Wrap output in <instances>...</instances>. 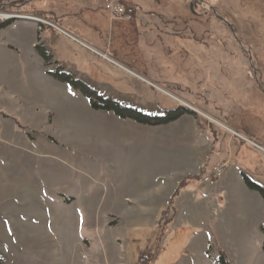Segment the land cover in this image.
<instances>
[{"label":"rangeland","instance_id":"rangeland-1","mask_svg":"<svg viewBox=\"0 0 264 264\" xmlns=\"http://www.w3.org/2000/svg\"><path fill=\"white\" fill-rule=\"evenodd\" d=\"M114 2L132 19L114 16ZM0 9L40 19L14 14L18 28L5 35L29 41L37 27L48 70L148 116L188 112L142 125L72 89L64 120L54 109L53 122L26 125L0 108V121L16 123L9 138L0 133V147L15 149L0 152V264H156L178 216L166 224L160 212L186 178L207 172L182 193L190 201L228 163L264 188V0H0Z\"/></svg>","mask_w":264,"mask_h":264},{"label":"crops","instance_id":"crops-1","mask_svg":"<svg viewBox=\"0 0 264 264\" xmlns=\"http://www.w3.org/2000/svg\"><path fill=\"white\" fill-rule=\"evenodd\" d=\"M30 19L24 18L22 21ZM30 22L38 24L39 21ZM15 31L0 29V108H12V113L26 125L35 121L53 122L54 109L59 110L64 120V102L71 98V86L47 74L48 68L36 50L41 44L37 27L34 29V38L29 41H8L6 35ZM7 85L13 86L12 92ZM9 98L11 106L6 104ZM8 111L5 114L9 116L11 113ZM8 119L5 117L0 121V133L5 138H9L6 133L15 132L16 128L15 120ZM28 133L23 130L20 134L16 133L27 147L32 146L27 140ZM25 149L19 151H29ZM4 151L15 149L0 147V152ZM224 152L211 151V154L219 157ZM228 165L227 174L224 172L217 182L205 185L198 199L193 197L190 201L189 194H182L175 203L178 216L171 235L164 240L156 264H214L217 253L208 255L212 243L226 254L230 264H264V199L246 186L242 177L245 173L240 168L242 164H239L240 167ZM211 197L214 205L210 203ZM185 213L190 215L193 224L182 228L183 223H175L179 215L185 216Z\"/></svg>","mask_w":264,"mask_h":264},{"label":"trees","instance_id":"trees-1","mask_svg":"<svg viewBox=\"0 0 264 264\" xmlns=\"http://www.w3.org/2000/svg\"><path fill=\"white\" fill-rule=\"evenodd\" d=\"M37 17V16H36ZM36 50L40 54V56L43 58L46 67L49 69V66L51 64V61L53 59L52 55L47 51V49L39 44L36 47ZM47 74L54 78L55 80L61 82V83H67L71 86V89L74 92H79L81 93L84 97H86L91 105V108L96 110V111H106V112H112L116 116L123 118V119H130L133 120L139 124L142 125H151V126H162V125H167L171 122H174L178 120L180 117L183 115L187 114V111L182 110L180 107L175 108L174 110L171 111H166L165 116H148L145 115L135 109L132 108H125L121 106L119 103L111 100V99H106L102 96H100L96 91L92 90L89 86L84 84L83 82L76 80L72 75L66 73L62 67L58 68V71L52 72L50 70L47 71ZM18 124V128L21 129V126L19 125L20 123L16 120ZM23 129V128H22ZM29 139H31L30 134L27 135ZM216 139L219 138V135L216 133L215 135ZM220 140V139H219ZM216 143V142H215ZM214 169H212L213 171ZM205 169H202V175L198 178L196 177H188L184 181H182L176 191L174 196L172 197V200L168 205L161 210L159 217L162 220H167L166 224H171L173 223L174 217H170V213L176 212L175 208V201L178 199L182 193L187 190L189 187L196 186L198 183H200L204 178H206V173ZM243 180L251 191H255L260 194V196L264 199V188L261 187L260 185L256 184L253 182L250 177H248L246 174H243ZM218 179L217 176L213 175L212 181H216ZM171 229H167L163 233V238L160 239V242L164 240L166 236L169 235ZM262 232L264 234V226L262 228ZM263 251H264V244H263ZM212 252L217 253V260L215 261L214 264H230L228 257L226 254L218 249L214 243L210 244L209 250H208V255H210ZM143 257V254L142 256Z\"/></svg>","mask_w":264,"mask_h":264},{"label":"built area","instance_id":"built-area-1","mask_svg":"<svg viewBox=\"0 0 264 264\" xmlns=\"http://www.w3.org/2000/svg\"><path fill=\"white\" fill-rule=\"evenodd\" d=\"M110 8H111V11H112V14L114 16H119L121 18H125L127 20H131L132 19V8L131 7H128L127 5H124V4H117V3H112L110 5ZM9 14H17V16H28L30 18H34L33 16H30V15H25V14H22V13H19V12H11V11H7V10H2L0 9V21L4 18H6V15H9ZM18 28L17 25H14L13 27H11L10 29L11 30H16ZM224 168V167H223ZM222 168V169H223ZM220 169V170H222Z\"/></svg>","mask_w":264,"mask_h":264},{"label":"bare ground","instance_id":"bare-ground-1","mask_svg":"<svg viewBox=\"0 0 264 264\" xmlns=\"http://www.w3.org/2000/svg\"><path fill=\"white\" fill-rule=\"evenodd\" d=\"M17 19H19L17 16H15L14 14H9V15H6V18L2 19L0 21V25L2 24H9L10 27H13L14 25H17V23L15 22ZM22 19H24V17H22ZM39 21L38 19H34V18H31L30 21Z\"/></svg>","mask_w":264,"mask_h":264}]
</instances>
